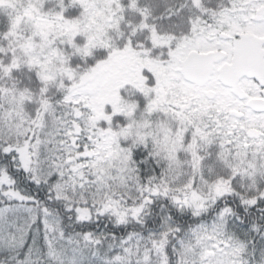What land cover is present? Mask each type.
Segmentation results:
<instances>
[{"label": "snow or ice", "instance_id": "snow-or-ice-1", "mask_svg": "<svg viewBox=\"0 0 264 264\" xmlns=\"http://www.w3.org/2000/svg\"><path fill=\"white\" fill-rule=\"evenodd\" d=\"M0 264H264V0H0Z\"/></svg>", "mask_w": 264, "mask_h": 264}]
</instances>
